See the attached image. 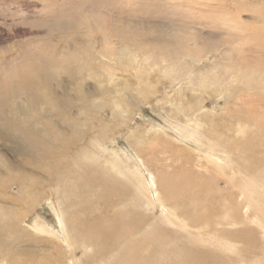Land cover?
Wrapping results in <instances>:
<instances>
[{
    "label": "rangeland",
    "instance_id": "rangeland-1",
    "mask_svg": "<svg viewBox=\"0 0 264 264\" xmlns=\"http://www.w3.org/2000/svg\"><path fill=\"white\" fill-rule=\"evenodd\" d=\"M208 1L209 2L207 3V5H203V2L200 0H0V87L2 84V87L0 88V114H3L4 118L9 119L8 117L11 116L10 114L12 103H15L16 100L23 103L19 97L21 87L19 86L20 79L18 76L21 75V72H23V75L27 74L26 72H29L30 70L28 74L34 73L41 75V73L39 72H43L44 67L58 68L59 66L64 65L66 66L67 70L69 68V70L71 71L70 74L74 81L75 87L77 89H85L86 93L90 94L88 95L87 99H84L85 106L88 108L89 113L86 118L83 115H80V110L77 108L66 110V113H68H65L66 115L71 116L73 114L72 117L78 118V122L82 124L79 125L78 128H86L88 124H93L92 126H94L96 123L93 131H98L97 126L99 124V119L100 121L102 120L103 122H101L104 124V126L107 125V129L110 130V133H107L106 137L108 138L105 139V145L118 152L121 160L123 159L125 162L129 161L130 165H134L133 167H138L137 160L138 157L141 158L139 153L142 151V158H144L143 160L149 158L152 159L151 163H153V165H160V160H157L156 158L161 156L165 157L166 155H168V152L167 154L163 153L165 149L161 148V145L163 143L167 144L166 146L169 150L174 151V149L177 147L183 148L190 154L188 156V159L191 158V160L188 162L189 165L193 163L192 161H195L196 166H198L197 168H199L198 172L202 173V171H204V168H200V166L201 163H204V166L207 167V169L210 170L212 174H215L214 176H210V172H208L207 175H209L208 177L210 179L212 178L213 182H217V195L220 196L223 193H226L229 185L227 184V180H225V177L227 175L230 176V173H225V175L222 174L224 173V166L225 168L231 166L237 173L243 172L242 168L239 165L234 164V160L232 157L236 154L233 152V145L230 144V146L228 147L229 151L232 150L231 152H229V154H231L229 156L225 153V150L227 149H224L225 147L222 145L221 147L219 146V142L216 140L215 136H213V141H215L213 143L211 142L212 140L209 137L204 135L201 136L198 133L197 128L193 127L192 122H185L186 119L182 116V114L176 113L177 116L175 117L173 116V113L174 110L179 107L177 103H180V99H185V97L187 96H195V98H197L198 100L197 103H201L199 107L203 106L201 110L196 111V114L201 117L200 125L202 126L205 135H208L206 131L207 129L211 131L210 125L206 124L207 121H209L210 119H214L219 124V131L223 132V134L225 132L227 133V135L232 134L233 137H239L243 133L240 131L241 125L246 128V130L244 131L245 135H247L251 139L256 138L264 144V141L261 140L264 137V68L262 67L264 66V54H262L261 51L264 50V36H262L264 34V0ZM203 6L209 8L204 9ZM240 19L247 20L248 28L246 27V25H244L246 24L245 22L241 24V22L238 21ZM236 21H238L239 24H237ZM236 24L237 26H235ZM261 29H263V31ZM250 30L253 32L251 33ZM248 33L249 35H246ZM186 34L188 37L186 36ZM252 37H254L255 39ZM259 44L262 45L260 46ZM195 45L198 47L199 56L204 54L206 55V58L204 57V55L200 56L194 61V64L196 65V67L199 66L198 68H201L202 73L206 72V75L211 74V77L209 78V76L207 75L205 78L206 81H204L205 79L202 80V78L195 73L194 76L192 75V84H189L188 79L186 78V74H184L185 72L183 67L184 61L187 60L185 59L187 58L186 49L188 47L189 50L194 49L196 48ZM118 51L119 53L117 54L116 52ZM234 52H238V54L241 53L242 55H237ZM222 55L223 57H221ZM128 56H132V60H128ZM119 57L123 58L121 62L119 60L117 61ZM40 58H43L46 62L41 64ZM220 58L221 60H219ZM63 61L64 63H62ZM125 61L127 63H125ZM130 61L133 65L129 63ZM218 61H220L221 63L218 64ZM226 61H229L230 63H226ZM170 62L171 64L167 65ZM124 64H127L125 65L127 66V68L124 67ZM212 64L214 65L212 66ZM257 64L261 65V67ZM107 66L110 68L109 72L111 75L107 72ZM233 66H235V68ZM239 66L242 68L239 69ZM90 67H93L92 69H95V71L97 70L98 74L96 78H93L95 77V75L90 71ZM139 67L145 70L144 72L142 71L143 73L140 82L138 81L136 76V70ZM256 67H258L259 69ZM193 71L196 72L197 70L193 69ZM89 74H91L92 76H90ZM171 74L176 75V77L170 79ZM240 74L242 75L240 76ZM217 75L218 78H216ZM183 76H185V78ZM236 77L238 79L239 77L241 78L238 80ZM64 79V74H60L57 80L60 83V86L65 88L66 93H71V89L67 88L68 86L66 85V82H63ZM199 80L201 81L200 83ZM251 82L256 85L252 84ZM201 83H203L202 87L200 86ZM250 83L251 85H249ZM8 85L9 87L10 85L16 86L18 88V94L14 96L13 94L9 93V88L7 87ZM113 86L120 90L123 89V91H120L123 98L121 94H119V97L118 94L116 95L114 93L115 88ZM218 86L223 87H221L220 89ZM193 87L194 89L197 88V96L194 92L191 91ZM212 87L217 88L218 90L216 92H219H215V94L214 92L208 91L212 90ZM102 88H109L108 96L105 92L104 94H96V97H94L95 95L91 94L92 89L103 90ZM139 88L147 89L144 91L145 93L143 92L145 95L143 98H146V100H143V98H141L140 96L138 98V101L136 100L135 96ZM249 89L251 90L249 91ZM125 90L128 93H126ZM223 90L224 93H222ZM56 91L57 93H60L61 90L56 89ZM234 91L237 93H235L236 95L233 96L232 93ZM148 92L149 94L151 93L149 96H147ZM130 93H132V95ZM228 93L229 95H227ZM249 94H252V98ZM204 96H206V98H204ZM212 96H214V98ZM225 96L230 97L229 103H226V99H224ZM116 97L119 100L121 98L119 104L115 102ZM261 97L263 101H261ZM51 99H49V102H53V100ZM76 99L78 101L77 97ZM132 99L134 100L132 101ZM46 102L47 101L34 103L32 104V106H30V108H28V111L31 109V107H33L31 111L33 112L34 116L40 114L44 115L46 112L45 109L48 107V103L46 105ZM245 102L247 103V105ZM95 103H100L102 105L98 112L94 107ZM198 105L199 104H196L194 108ZM92 106L94 107V109ZM121 106H125V109L121 108ZM109 107L110 109H108ZM127 107L131 108L127 109ZM243 109L247 110V113ZM90 110L93 111L91 112ZM236 111H239L243 118L241 117V115L239 116V118L234 116V112ZM96 112L97 114L95 118ZM122 114L125 116V119L123 121H127L126 124L122 122V118L120 116ZM222 114L225 115L223 116ZM45 117L54 119V116L52 115H45ZM247 117L248 119H246ZM189 118H191V116H189ZM234 118L236 121L238 119L239 120L236 122ZM109 120L111 122H109ZM239 121H241L242 123L244 121L245 122L244 124H242ZM120 122L123 123L122 126H120ZM223 122L226 123L224 126ZM248 123L251 125H249ZM108 124L111 125L112 128L115 127L114 130ZM17 126L18 125H16V128ZM136 127L146 128V130L145 128L143 129L146 131V137L144 136L141 142L127 139L130 130L136 129ZM186 127L195 130V134H193L192 137L190 136V133ZM224 128H227L226 131ZM246 131H248V134ZM54 132L58 133L56 131ZM112 133H115L114 136H112ZM252 133L255 135V138L251 136ZM21 135L24 136V139H27V136L29 134L21 133ZM67 138L68 137L60 135L58 137V142L54 141L56 144H54L53 146L52 144H43L39 136H35L34 138L32 137L31 139L27 140H30V142H34L35 146L41 149L46 146L50 147V152L53 156L54 150L52 149H57L60 145L65 148L69 146V143L66 142L68 141ZM157 138H160L158 139L160 144H158L159 142H157ZM144 139L147 141V144H153V142H156L155 144L157 145L154 144V147L151 146V149L154 151L151 152L149 150H146L148 145L140 144L144 142ZM36 140H38V142ZM5 143L6 145H4ZM34 143L32 144L34 145ZM10 145V140L0 139V153L2 154V159H5L6 162L13 161V163H17L18 161L17 164H20L19 170H21L22 163L20 162H23L24 160L21 158V156L17 157L16 154L11 152L10 150H7ZM196 145L200 147L201 151L196 149ZM188 149H190V151ZM207 151H211L214 154L217 153L219 154V157L222 155L220 158L224 160L220 159V162H217L215 161V159L211 158L212 162H215L218 167H215L212 162L206 164V161L209 159L208 155H206L205 157V153H207ZM259 155L260 154H258V157ZM52 156L50 157L51 161H47L48 163L45 162L43 165L46 164L45 166H48V169H54L55 164H59V168H62L66 171L67 180H64L65 178H62L58 183L63 186L65 185V187L67 186L70 191H62V198L58 200V194L54 190L56 186L54 187V189H50L48 186H46L44 189L49 194L48 198H50L51 203L49 201L43 200L41 201V204L38 205L37 203H39V201H36L33 198L34 203H32V207L37 204L36 208L34 209L35 213L32 212L33 209L31 207V213H28L27 220L24 222L25 225H33L36 215L45 220H51V223L56 225L57 221L51 205L55 206L56 209H58V203L60 201L66 202L65 208H67L68 203L70 205L66 209V214L73 216V213L76 212L75 215L78 217V219L75 220V223L73 222L75 225L81 223V220H84L85 218H90L96 215V211H101L98 205H96V203L98 202L97 197L99 196L97 194L94 196L92 193L94 190L92 189L93 187L98 186L97 188L99 189V185L97 184L98 182H95L94 180L95 174L93 175L91 170L89 169L92 165V161L87 162L89 166L88 164H86V162L78 163L80 164L81 172L77 173V175L75 173V161H73L72 158H70L69 156L66 157V154L57 159ZM174 158L176 157L174 156ZM51 162L52 164H50ZM170 163L171 159L167 157V164ZM188 164L186 163V166ZM21 171H24V169H22ZM195 175L198 176L197 174ZM9 176L10 175H7V177ZM68 177H74L76 179H74V184H70L69 182H67ZM240 183H242L241 180L239 181V184ZM25 184V186L32 185L28 181L27 183L25 182ZM17 189L18 185L16 184H12L10 187L2 189L4 193L8 194L7 198L10 197L9 199H7L8 202L5 203L6 205L11 204V206L19 208V204L22 200V195L17 192ZM39 192L42 194L40 188H37V191H34L32 194L35 193L34 195L36 196ZM241 192L245 194V190H241ZM140 195H142V193H140L139 190L136 191L132 199H129L130 201L133 200L131 201V203L128 202L130 204L124 203L119 206L121 208L117 207L112 211L114 213H117L119 210L120 212H123L125 209L132 207V209H140V212L146 211L145 207H143V205H140V202L142 201ZM93 199L95 200L93 201ZM244 200L245 198L242 201ZM99 201V203L101 204L102 199ZM81 202H85V206H81ZM244 204H240V206H244ZM70 216L69 219L71 218ZM164 221L165 219H157L154 221L155 225L153 224L151 230H145L144 227L142 230H140V234L136 236L131 235L128 238H123L121 241H119L122 243L116 247L117 249L115 248L114 250H112V252L107 254L104 259L100 260L99 264H106L110 258V264H117L119 259L122 258L132 248V246L140 240V238L147 236L150 239H154L159 236L156 232L157 225L158 233H161L163 235L165 232H167V234L173 241L167 243V248L169 247V251L167 249V256L172 253V257L175 252H178L174 251L175 248L185 247L187 249L207 252L209 256H213L215 254L217 260L221 261L224 259L227 261L224 263L220 262L209 264H244L241 255L234 251L237 250V248H234V250L232 249L231 252H227L220 248L213 247L214 245L211 244H214L215 242H210L208 235L200 234L203 236L196 238L194 236L197 235L189 230H187L189 231L187 233H179V230L176 229L177 231L175 230L173 233L171 232V226L167 225ZM148 226L149 224L146 225V227ZM79 227L77 228L78 230ZM143 230L147 232L144 233ZM81 232L83 233V231ZM4 235L5 237H7L5 232ZM203 237H206V239ZM91 240L92 237L88 238L87 242H90ZM254 240H263V233L260 235L259 233L254 231ZM157 243L159 242H148V245L146 247L140 248V257H149L150 255H152V253L155 251V245ZM254 243L253 245H251V258H249L248 263L264 264V261L260 263L262 259H264V257L262 258L260 255L262 253L264 254V252L260 248L261 246H263V242ZM88 246H85L87 248L86 249L84 248V244H81L77 247H74L73 249H68L66 252V257L68 259L67 264H89L85 259V254L93 253L95 251V248L91 245ZM221 246L223 248H227V246ZM81 249L84 251H82ZM253 252L255 254H253ZM218 254H220L221 258H218ZM177 255H179L180 257L182 256L181 252H178ZM254 260L256 262H254ZM163 263L170 264V261L167 260Z\"/></svg>",
    "mask_w": 264,
    "mask_h": 264
},
{
    "label": "bare ground",
    "instance_id": "bare-ground-1",
    "mask_svg": "<svg viewBox=\"0 0 264 264\" xmlns=\"http://www.w3.org/2000/svg\"><path fill=\"white\" fill-rule=\"evenodd\" d=\"M200 1L203 2L202 3L203 5L205 4L207 5V3L209 2L208 0H200ZM203 7L204 9L209 8L206 6H203ZM238 21L241 22V24L245 22L246 24L244 25H246V27L248 28L247 20L240 19ZM238 21H236L237 24H239ZM237 24L235 26H237ZM262 24H263V21H262ZM263 29L261 30L263 31ZM252 32L253 31H251V33ZM246 35H249V33ZM262 36H264V34ZM194 49L189 50V47L186 49L187 58L185 59L187 60L184 61V67H183L184 72H185L184 74H186V78L188 79L189 84H192V75L194 76L195 73L198 74L202 78V80L205 79L206 76L208 75V74L206 75V72L202 73L201 68H198L199 66L196 67V65L194 64V61L198 57L204 55L203 54L199 56V50L197 46ZM261 51H262V54H264L263 53L264 50H261ZM116 53L118 54L119 51ZM236 54L239 55L241 53L238 54L237 52ZM205 56L206 55H204V57ZM221 57H223V55ZM122 59L123 58L119 57L117 61L119 60L121 62ZM127 59L132 60V56H128ZM40 60H41V64L46 62L43 58H40ZM219 60H221V58ZM62 63H64V61ZM125 63L127 62L125 61ZM129 63L132 64L131 61ZM219 63L221 62L218 61V64ZM226 63H230V62L226 61ZM170 64L171 62L167 65H170ZM125 65L127 64H124V67L127 68V66ZM213 65L214 64H212V66ZM258 66L261 67V65H258ZM233 67L235 68V66ZM262 67L264 68V66ZM92 68L91 70L90 69L89 70L95 75V77L93 78H96L98 74L97 70L95 71V69L93 70ZM107 68H108L107 72L110 74L109 72L110 68L108 66ZM241 68L242 67H240L239 69ZM193 69L197 71L194 72ZM142 71L144 72L145 70L140 67L137 68L136 70V76L139 82L141 81V76L143 73ZM29 72H26L27 74H23V75H22L23 72H21V75L18 76L20 79L19 86L21 87L20 88L21 95L19 94V97H20V100L24 104L15 99L16 102L12 103L11 114H10L11 116L8 117L9 119L4 118L3 114H0V139L10 140L11 145L8 147L7 150H10L14 154H16L17 157L21 156V158L24 160L23 162H20L22 163V169H24V171H21L22 169L19 170L20 164H17L18 161L17 163L16 162L13 163V161L6 162L5 159H2V154L0 153V182H1V185H0V264H4V263L5 264H67V260H68L66 257L67 250L73 249L74 247H77L81 244H84V248H86L85 246H88V245H91L92 247L95 248V251L94 250H93L94 252L92 251L93 253L85 254V259L88 261L89 264H99L101 259H104L107 254L112 252V250H114L117 246H119L122 243L119 241H121L125 237L128 238L131 235L136 236L140 234L139 233L140 230H142L144 227H145V230L147 229L151 230L153 227V224L155 225L154 221L157 219H165L164 222L167 225L171 226V232L173 233L176 229H178L179 233L181 232L187 233L191 231L197 235V236H194L196 238L203 236L200 234L208 235L210 242H215L214 244H211V245H214L213 247L220 248L227 252H231L232 249L234 250V248H237V250H234V251H236L238 254L241 255L242 260L244 261V264H249L248 263L249 258H251V255H250L251 245H253L254 242H263L262 243L263 246H261L260 248L264 252V144L261 143L260 140L256 139L253 133L251 134V136H253V138L255 139H251L247 135H245L244 131L246 130V128L244 126L240 125V128H241L240 131L243 133L239 137L238 136L233 137L232 134L227 135V133L224 132L223 134V132L219 131V124L214 119H210L209 121H207V123L206 122L205 123L207 125H210L211 131L206 128L208 135H205L203 132V128L200 125L201 117L196 114V111L201 110L203 106L199 107L201 103L200 102L197 103L198 100L197 98H195V96H189V97L187 96L185 97V99H180V103H177L179 107L176 110H174L173 116L176 117L177 114H182V116L186 119L185 122H192L193 127L197 128L198 133L201 136L204 135V136L209 137L212 140L211 142L213 143L215 142L213 141L214 139L213 136H215L216 140L219 142V146L220 147L221 145L224 146L225 147L224 149H227L225 150V153L229 156L231 155L229 154V152H231L232 150L229 151L228 147L230 146V144L233 145L232 146L233 152L236 154V155H233L232 157L234 160V164L239 165L242 168L243 172L237 173L234 171V169L231 166H229L228 168H225L224 166V169H223L224 173L222 174L225 175V173H230V176L227 175L225 177L226 178L225 180H227V184L229 185V188L227 189L226 193H223L222 195L218 196L216 193L217 182L216 183L213 182L212 178L210 179L208 177L209 175H207L208 172H210V170H208L207 167L204 166V163H201L200 168L203 167L204 171H202V173H199L198 172L199 168H197L198 166H196L195 161H192L193 163L189 165L188 162L191 160V158L188 159V156L190 154L187 150L183 148L177 147L173 151V150L167 149V146H166L167 144L163 143L161 145L162 149L165 148L163 153L167 154L168 152V155H166L165 157L161 156V157L156 158L157 160H160V165H156V164L153 165V163H151L152 159H149V158H146L145 160H143L144 158H142V152H143L142 151L139 153L141 158L138 157V160H137L138 167L136 166L133 167L134 165H130L129 161L125 162L123 159L121 160L118 152L112 150V148H109L105 145V139L108 138L106 136L110 130L107 129L108 128L107 125L104 126V124L102 123L103 122L102 120L101 122L100 119L97 118L99 119V122H98L99 124L97 126L98 131H95V130L93 131L94 126L96 125L94 121H93L95 123L94 126H92L93 124L89 125L87 123L88 126L87 127L85 126L86 128H81V129L78 128V126L82 124L78 122L79 121L78 118L72 117L73 114L71 116L66 115L68 114L66 113V110L77 108L80 110V115L81 116L83 115L86 118V116H88L89 113H88V108L85 106L84 99H87L88 95L90 94H87L85 89H82V88L77 89L75 87L74 81L70 74L71 71L69 70V68L67 70L66 66L61 65L58 68L44 67V71L39 72L41 73V75L34 74V73L28 74ZM60 74H64L65 79L63 80V82L64 83L66 82V85L68 86L67 88L71 89V93H66L65 88L60 86V83L57 80ZM89 75L92 76L91 74ZM241 75L242 74H240V76ZM208 76L210 78L211 74H209ZM173 77H176V75L171 74L170 79H172ZM183 77L185 78V76ZM216 78H218V75ZM240 78L241 77H239V79ZM204 81H206V79ZM200 82L201 81L199 80V83ZM251 83L254 84L253 82ZM251 83L249 85H251ZM200 86L202 87L203 83H201ZM1 87H2V84H1ZM7 87L9 88V93L13 94L14 96L18 94V88L16 86L10 85L9 87L8 85ZM100 87H103V86H100ZM218 87L221 89V87L223 86H218ZM114 88H112L114 89V93L116 95L118 94V96L120 97L119 95L121 94L120 91H123V89L120 90V89H117L116 87ZM213 88L214 87H212V90H208V91L215 93L218 90L217 88H214V89ZM56 89H60L61 90L60 93H57ZM102 89L103 90H100V89L93 90L92 89L91 94L95 95L94 97H96L97 96L96 94H104L105 92L107 93V96H108L109 88H102ZM181 89H182V86H181ZM251 89H249V91ZM72 90L74 91V93ZM145 90L147 89L139 88V90H137V94L135 96L137 101H138L139 96L141 98L145 96L144 95ZM191 91L196 94L197 88L194 89L193 87ZM149 92H148V95L146 93L147 96L151 94V93L149 94ZM126 93L128 92L126 91ZM132 93L130 94L132 95ZM222 93H224V90L222 91ZM235 93L237 92L234 91L232 93L233 96L236 95ZM227 95H229V93ZM76 97L78 98V101ZM212 97L214 98V96ZM204 98H206V96H204ZM49 99L53 100V102L51 101L49 102ZM224 99H226V103H229V99H230L229 96H225ZM260 99L261 101H263L262 97ZM120 100L117 99L116 97L115 102L119 104ZM133 100L134 99H132V101ZM143 100H146V98L145 99L143 98ZM42 101H47L46 105L48 103V107L46 106L47 108L45 109L46 112L44 115L40 114V115L34 116L33 112L31 111L33 107H31V109L28 111V108H30L32 104L37 103V102L41 103ZM237 103H240V102H237ZM1 104H4V103H1ZM196 104H199V105L194 108ZM94 105H95L94 106L95 109H97V112L102 107L100 103L99 104L95 103ZM125 106L124 107L121 106V108L125 109ZM129 108L131 107H127V109ZM108 109H110V107ZM238 110H241V109H238ZM90 111L92 112L93 110H90ZM244 111L246 112L247 110H244ZM97 112L95 113V118H96ZM234 113H235L234 116H236L237 118H239V116L241 115L239 111H236ZM45 115L46 116L52 115L54 116V119L45 117ZM120 116L122 118V122L126 124L127 121H123L125 119V116L123 114ZM189 116H191V118H189ZM241 117L243 118L242 115ZM64 119L68 122H66ZM246 119H248V117ZM109 122L111 121L109 120ZM244 122L243 123L241 122V123L244 124ZM123 123H121L120 126H122ZM225 124L226 123L223 122V126ZM16 125H18L17 128H16ZM109 126L111 127V125ZM114 128L112 129L114 130ZM144 128L136 127V129L130 130V133L127 136V139H130V140L132 139L137 142H141L146 132L145 131L146 128L145 130H143ZM187 130L189 131L191 137L193 136V134H195L194 129L187 128ZM251 130H254V129H251ZM54 131L58 132L59 134L55 133ZM246 132L248 134V131ZM21 133H28L29 135L27 136V139H31L32 137L34 138L35 136L37 137L39 136L43 144L45 145L52 144V146L56 144L54 141L58 142V137L60 135L64 137H68L67 138L68 141L66 142L69 143V146L65 148L60 145L57 149H52L54 150V154L53 153L52 154L56 159L61 158L65 154H66V157L69 156L70 158H72V160L75 161L76 172L75 171L74 172L76 174L81 172L80 164L78 163L86 162V164H88L87 162L92 161V165L89 169L91 170L93 175L95 174L94 180L95 182H98L97 184L99 185V189L97 188L98 186L92 188L94 189L92 193L94 196L96 194L99 196V197L96 196L98 198V202L96 203V205H98L101 211L95 210L97 212L96 215L90 218H85L84 220H81V223H78L77 225H75L74 224L75 220L78 219V217L75 215L76 212L73 213V216L66 214V209L70 205L68 203L67 208H65L66 202L60 201L58 203V209H56L55 206L51 205V208L53 209V213L55 214V217H56V221H57V222L55 221L56 225L51 223V220H45L39 217L38 215L36 216L34 215L35 221L33 225L31 226L25 225L24 222L27 220L28 213L29 214L31 213V207L33 205L32 203H34L33 198L36 201H39V203H37L38 205H40L41 201L43 200L50 202V198H48L49 194L44 189L46 186H48L50 189L52 188L54 189V187L56 186L54 190L58 194V200L62 198V195H63L62 191H67V190L70 191V189L67 186L66 188L65 185L63 186L58 183L59 180H61L62 178L63 179L65 178L64 180H67L66 179L67 173L64 169L59 168V164H55L54 169H50V168L48 169V166H45L46 164L43 165L45 162L48 163L51 161L50 157L52 155L50 152L51 151L50 147L46 146L41 149L35 146L34 142L32 141L30 142V140L24 139L23 138L24 136L21 135ZM114 134L112 136H114ZM158 139L160 138H157V142H159ZM261 140L264 141V137ZM36 141L38 142V140ZM222 141L225 143H223ZM2 142H5V141H2ZM32 143H34V145ZM155 143L156 142H153V144H147V141L144 139V142L140 144L148 145L146 150H149L152 152L154 150L151 149V146H153ZM158 144H160V142ZM4 145H6V143ZM195 147L196 149L201 151L198 145H196ZM188 150L190 151V149ZM258 154H260L259 157H258ZM206 155L209 156V159L206 161V164L212 162L211 158L215 159V161L217 162H220L221 161L220 159H222L220 158L222 155L219 157V154L217 153L214 154L211 151H207V153H205V157ZM174 156L176 158H174ZM167 157L171 159L170 164H167ZM186 163L189 166L188 165L186 166ZM212 163L215 167H218L215 162H212ZM50 164H52V162ZM195 174H197L199 177L196 176ZM7 175H10V176L7 177ZM211 175L214 176L215 174H212L210 172V176ZM53 177H55L56 179ZM74 179H75L74 177L73 178L68 177L67 182H69L70 184H74ZM240 180L242 181V183L239 184ZM27 181L31 183L32 185L25 186L26 185L25 182L27 183ZM12 184L18 185L17 192L22 195V200L19 204L20 205L19 208L13 207L11 206V204L9 205L5 204L8 202L7 199H9L10 197L7 198L8 194L4 193L2 189L10 187ZM37 188H40L42 194L39 192L38 193L39 195L37 194L35 196L34 194L36 192L34 194L32 193L34 191H37ZM138 190L140 193H142V195H140V198L142 199V201L140 202V205H143L146 211L140 212V209H132L133 207L127 208L123 212H120L119 210L117 213H114L112 211L113 209L119 207L120 205L124 203H128V202L131 203V201L133 200L130 201L129 199H132L133 195ZM241 190H245V194H243ZM239 198L242 200L245 198V200L242 201ZM101 199H102V203L100 204L99 200ZM94 200L95 199H93V201ZM84 203L85 202H81L80 205L85 206ZM37 204H35L34 207H32L33 209L32 212L35 211L34 209L36 208ZM240 204H244V206H240ZM69 216L71 217L70 219H69ZM147 224H149L148 227H146ZM78 227L80 231L77 229ZM145 230H143L144 233L147 232ZM81 231H83V233ZM254 231L259 233L260 235L263 233V240H260V241L254 240ZM4 232L6 233L7 237H5ZM156 232L159 236H157L154 239H150L147 236H144L143 237L144 239L140 238V240L136 242L132 246V248L122 258L119 259L117 264H164L163 262L167 260L170 261V264H209V263L227 262L224 259L221 261L217 260L215 254L213 256H209L207 252L187 249L185 247L175 248V249L173 248L174 251L181 252V255H182L181 257L177 255L178 252H175L172 257H171L172 253L169 252L171 254L167 256V249L169 251V247L167 248V243L173 242V241L169 237L167 232H165L163 235L161 233L160 234L158 233V225L156 226ZM91 237H92V240L90 242H87V239ZM203 238L206 239V237H203ZM148 242H159V243L155 245V251L152 253V255H150L149 257H140L139 255L140 248L146 247L148 245ZM221 245L227 246V248H223ZM253 254L255 253L253 252ZM260 255L262 258L264 257L263 253ZM218 258H221L220 254H218ZM109 260L107 262L108 264H110ZM263 261L264 259H262L260 263H262ZM254 262L256 261L254 260Z\"/></svg>",
    "mask_w": 264,
    "mask_h": 264
}]
</instances>
